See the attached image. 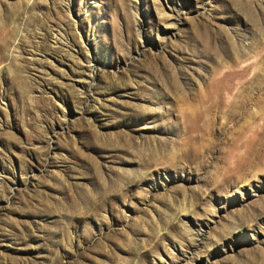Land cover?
Segmentation results:
<instances>
[{"label": "rangeland", "instance_id": "1", "mask_svg": "<svg viewBox=\"0 0 264 264\" xmlns=\"http://www.w3.org/2000/svg\"><path fill=\"white\" fill-rule=\"evenodd\" d=\"M0 264H264V0H0Z\"/></svg>", "mask_w": 264, "mask_h": 264}]
</instances>
